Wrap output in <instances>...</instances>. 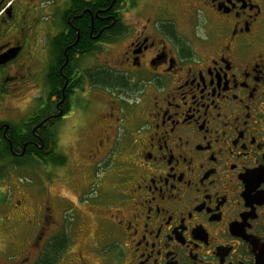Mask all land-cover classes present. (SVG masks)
<instances>
[{
	"label": "flooded vegetation",
	"instance_id": "obj_1",
	"mask_svg": "<svg viewBox=\"0 0 264 264\" xmlns=\"http://www.w3.org/2000/svg\"><path fill=\"white\" fill-rule=\"evenodd\" d=\"M0 173V264H264V0H0Z\"/></svg>",
	"mask_w": 264,
	"mask_h": 264
},
{
	"label": "rangeland",
	"instance_id": "obj_2",
	"mask_svg": "<svg viewBox=\"0 0 264 264\" xmlns=\"http://www.w3.org/2000/svg\"><path fill=\"white\" fill-rule=\"evenodd\" d=\"M29 173V175H31V176H35V177H38V174H39V172L37 171L36 173H35V171H28ZM31 172V173H30ZM43 173V172H42ZM28 174H25V173H18L17 175L19 176V177H22V175H28ZM32 174H36V175H32ZM50 174H52L53 176H54V173H52V172H50ZM16 176V175H15ZM55 177V176H54ZM43 179H45V178H43ZM46 180V179H45ZM54 180H55V178H54ZM41 181V180H40ZM50 187V189H51V191H52V193L54 194L56 191H59V190H62L63 191V193L65 194V195H67V196H69L70 197V195H71V187H70V185H61V183L60 182H56V181H54V183L52 184V185H49ZM57 189H59V190H57ZM14 192L16 191L15 190V187H14V190H13ZM2 193L3 194H5V193H8V189H7V186L6 185H0V194L2 195ZM57 193V192H56ZM6 195V194H5ZM3 212H5L3 209H1L0 208V213H3ZM68 217H70V215L68 216ZM1 221V220H0ZM65 229V231H67L68 232V235H70L69 236V242H68V244H67V246H68V250L67 249H63L62 250V253L63 254H66V253H69L71 250V241H73V236H74V234H72L73 236H71V234H69V227H66V228H64ZM74 244H75V242H74ZM70 245V246H69ZM70 247V248H69ZM63 261V260H62ZM95 261V260H94ZM62 262H60V263H58V264H61ZM56 264V263H55Z\"/></svg>",
	"mask_w": 264,
	"mask_h": 264
},
{
	"label": "trees",
	"instance_id": "obj_3",
	"mask_svg": "<svg viewBox=\"0 0 264 264\" xmlns=\"http://www.w3.org/2000/svg\"><path fill=\"white\" fill-rule=\"evenodd\" d=\"M1 176H2V173H0V179H1ZM67 244H68V237L66 235H64L63 238H62V243H60L59 248H61V250L63 248H66Z\"/></svg>",
	"mask_w": 264,
	"mask_h": 264
}]
</instances>
